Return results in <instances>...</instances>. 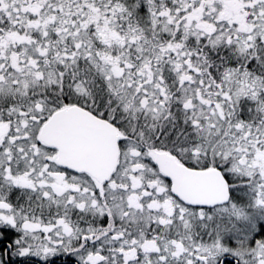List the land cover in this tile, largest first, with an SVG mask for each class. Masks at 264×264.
I'll return each mask as SVG.
<instances>
[{
	"label": "snow or ice",
	"instance_id": "obj_1",
	"mask_svg": "<svg viewBox=\"0 0 264 264\" xmlns=\"http://www.w3.org/2000/svg\"><path fill=\"white\" fill-rule=\"evenodd\" d=\"M0 264H264V0H0Z\"/></svg>",
	"mask_w": 264,
	"mask_h": 264
}]
</instances>
